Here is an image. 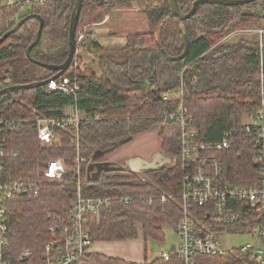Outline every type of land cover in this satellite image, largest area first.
<instances>
[{"label": "trees", "instance_id": "1", "mask_svg": "<svg viewBox=\"0 0 264 264\" xmlns=\"http://www.w3.org/2000/svg\"><path fill=\"white\" fill-rule=\"evenodd\" d=\"M114 1H83L76 38L83 33L84 39L77 42L69 70L57 79L74 80L80 87L76 100L50 91L49 84L0 96V118L13 122V129L5 133L8 154L5 176L10 180L31 181L50 161L58 159L64 160L69 168L74 166L77 154L70 144L74 131L60 130L61 141L47 145L38 137L36 120L63 117L67 108L76 103L85 117L79 128L81 155L88 160L82 165L83 196L135 197L130 205L115 204L91 218L89 230L93 242H122L139 237L145 244L149 239L163 242L162 227L169 225L176 231L182 217L178 199L180 168L165 164L137 173L124 166H108L91 179L90 165L96 161L93 158L97 153L116 142L154 128L158 130L161 150L170 159L176 157L178 136L175 126H163L164 113H172L183 101L193 118L196 141L217 143L228 138L230 148L217 154L223 164L224 183L256 185L258 130L244 120L251 121L259 109H264V83L260 81L261 74L264 77V35L223 42L240 31L264 30V0L238 6L202 4L196 15L187 20L174 14L169 0H162L142 10L147 20L146 33L131 34L125 46L111 48L96 41L89 29L111 14ZM196 1L177 0L185 14ZM75 3L76 0H47L44 6L30 10L19 20L15 19L18 11L8 13L10 21L0 37L31 14L43 18L44 29L42 40L31 51L30 58L26 51L37 37L40 28L37 19L27 21L0 45V90L41 83L57 75L35 61L56 67L66 62L71 49L69 29ZM148 39L151 45H146ZM186 51L184 58L177 60ZM86 52L98 59L94 67L84 62ZM182 82L186 87L184 98L165 100L167 91L178 89ZM11 152L16 156H10ZM160 195H172L174 199L163 204L159 198L149 204V197ZM76 196V185L67 177L61 183L46 184L37 195L28 193L11 200L10 229L14 234L7 250L9 264H45L44 246L52 240L50 229L54 224L49 214H65ZM254 223L252 217L243 218L229 229L234 233L250 228L246 232L258 237L256 244L264 245V226L259 225L257 232L253 230ZM24 249L32 252L28 259L22 257ZM249 257L252 258L228 252L198 255L194 261L242 264L247 260L258 264ZM76 264H185V261L175 253L169 260L157 256L151 261L146 257L143 262H134L95 252Z\"/></svg>", "mask_w": 264, "mask_h": 264}, {"label": "built area", "instance_id": "2", "mask_svg": "<svg viewBox=\"0 0 264 264\" xmlns=\"http://www.w3.org/2000/svg\"><path fill=\"white\" fill-rule=\"evenodd\" d=\"M46 1L0 0V26L10 21L8 17L10 11L19 12L24 8H29L30 11L44 6ZM255 31L260 37L264 35V30ZM243 32L252 33L249 30ZM83 39L84 34H81L77 41L82 42ZM260 81L264 83L262 74ZM49 89L75 100L80 92V87L70 78L50 82ZM185 93L186 87L182 82L178 89L167 91L164 99L182 100ZM262 96L264 97V93ZM164 120V127L175 126L179 141V154L172 159V165L182 171L178 196L182 217L176 229L179 237L178 247L171 254L162 252L158 257L169 260L175 253L185 261V264H195L194 259L198 255L216 256L232 252L237 255H251L258 264H264L262 245L249 243L237 250H228L224 248L221 239V235L231 234L229 228L243 218H253L254 231H259V225L264 226V109H259L248 124L258 130V151L254 159L257 165V184L254 186L224 183L223 164L217 154L228 150L230 142L226 137L217 143L196 141L193 118L183 101L172 113L165 112ZM83 122L85 117L76 103L67 108L63 117H40L36 120L38 137L47 145L61 141L59 131L71 128L74 134L70 138V144L77 155L72 168H69L64 160H53L37 178L25 181L10 180L5 176L8 156L5 133L13 129V122L0 118V264H9L7 250L10 237L14 234L10 229L13 214L9 210V204L16 196L28 193L37 195L46 184L61 183L67 177L76 185L77 196L67 212L63 215L49 214L54 224L50 229L52 240L44 246L45 264H76L92 254L93 240L89 230L91 218L115 204L130 205L134 201L135 197L123 195L94 198L83 196L82 165L88 163L87 158L81 155L79 128ZM10 156H16L15 152H11ZM159 198L163 204L169 199H174L172 195L151 196L149 204ZM246 231H250V228ZM31 255L30 250H23L24 259ZM252 258L249 257V260L254 261ZM242 264L250 262L245 260Z\"/></svg>", "mask_w": 264, "mask_h": 264}, {"label": "rangeland", "instance_id": "3", "mask_svg": "<svg viewBox=\"0 0 264 264\" xmlns=\"http://www.w3.org/2000/svg\"><path fill=\"white\" fill-rule=\"evenodd\" d=\"M161 2L162 0H126V2H119L118 0H115L111 9V14L109 15L113 21H109L110 23H108L106 26L112 27L115 29V31L122 34L146 33L148 29L147 20L142 10L149 5H158ZM28 13L29 8H24L15 15V19L19 20ZM5 25L6 24L0 26V33L5 28ZM95 26L97 25L92 26L89 31L92 32ZM249 31H252V33L246 34L243 31H240V33H234L223 43H230L231 41L242 37L250 38L252 35L258 34L255 30ZM146 45H151L149 40L146 41ZM83 55L85 57L84 62H88L92 67H94L98 62V59L94 58L88 52L84 53ZM119 60L122 61L123 58L119 57ZM42 71L45 70L42 69ZM244 122L249 124L251 121L245 119ZM157 131V128H154L147 133L134 137L128 143L121 145V147L117 149H113L111 146L109 149L104 151V154L100 155V160H103L106 163H111L112 165L118 167L123 164V162H125L124 160H126L128 157H142L147 161H151L152 155L160 150L161 142L157 136ZM159 164L160 163H154L152 167H157ZM99 165L102 164L96 160L94 162L95 174L98 171ZM150 165H152V163ZM162 229L165 236L163 242H157L153 239H149L145 244L143 241L144 239L139 237L138 240L109 243L107 246H105L106 248L102 249L97 245L96 250L99 251L106 249L107 252L111 253V256L126 258H130L135 254H138L140 258H144L146 255L145 258L147 257V259L151 261L162 252L171 254L173 249H176L179 245L178 234L172 227L169 225H164ZM221 239L223 241L224 248L228 250H236L249 243L256 244V242H258L257 236H253L246 231L223 234L221 235ZM94 243L95 242H93V247ZM145 251L147 252L145 253Z\"/></svg>", "mask_w": 264, "mask_h": 264}, {"label": "water", "instance_id": "4", "mask_svg": "<svg viewBox=\"0 0 264 264\" xmlns=\"http://www.w3.org/2000/svg\"><path fill=\"white\" fill-rule=\"evenodd\" d=\"M83 1L84 0H76V3H75V8H74V12L72 14L70 29H69V42H70L71 49H70L69 57L67 58L66 62L64 64H62L61 66L56 67V66L44 65V64H41V63L35 61V63L37 65H39V66H41V67H43L49 71L56 72L57 75L53 76L52 78H50L47 81H43V82L37 83V84L16 85V86H12V87H6V88L0 90V96L8 94V93H12L14 91H18V90L33 89L35 87L46 86L51 81H55L58 78L62 77L69 70L70 65L73 62V59H74V57L76 55V51H77L76 33H77L78 22L80 19V14H81L82 7H83ZM256 1H258V0H197L193 4L191 10L185 14L180 9L177 0H169L174 14L181 20H187V19H190L191 17L195 16L197 13L198 7L202 4H212V5H220V6H238V5H247V4L256 2ZM31 19L39 20L40 21V28H39V31L37 33L36 39L28 47V49L26 51L27 57L30 58L31 57V51L41 42L42 36H43L44 20L39 15L31 14V15L21 19L15 25V27L13 29H11L10 31L5 33L2 37H0V45L3 44L5 41H7V39L10 38V36H12L16 32H18L21 29V27L27 21H29ZM186 53H187V51L181 57L177 58V60L184 58ZM131 139L132 138H128V139H124L122 141L116 142L115 144H113L112 148L117 149V148L121 147V145L128 143ZM102 154H104V151L97 153L93 159L94 160H100L101 159L100 155H102ZM161 154H163V156L165 158L164 162H156V161L150 162V161L143 159L142 157H134V158L129 157V159L126 160V167H128L129 169H131L132 171L137 172V173H144L146 171L162 168L165 164H170L171 159L168 158L163 151ZM151 163H152V165H150ZM154 163H160V164L157 167H152L154 165ZM100 164H102V165H99L97 174H94L95 176L93 175V178L97 177L102 172V170L110 168L108 166H114L111 163H100ZM115 167H112V169L113 168L116 169ZM94 168H95L94 164L90 165L89 173L92 172L94 170Z\"/></svg>", "mask_w": 264, "mask_h": 264}, {"label": "crops", "instance_id": "5", "mask_svg": "<svg viewBox=\"0 0 264 264\" xmlns=\"http://www.w3.org/2000/svg\"><path fill=\"white\" fill-rule=\"evenodd\" d=\"M108 16L106 18V20L100 24L97 25L93 28V33L95 35V40L98 41L102 46L104 47H123L126 45L127 43V37L131 34H122V33H118L117 31H115V29H113L112 27L106 26L108 23H110L109 21H113V19H111V17ZM149 40V39H148ZM161 146V145H160ZM97 162L99 163H106L103 160H98ZM89 174V177L92 178L93 175L95 174V169ZM122 242H127V241H122ZM109 243H114V242H104V243H94V247H93V252L95 253H101V254H105L108 256H111L109 252H107L106 249L103 250H96V246L98 245L99 248H106L105 246H107V244ZM102 244V245H99ZM146 256V255H145ZM145 256L144 258H140L138 254H135L134 256L130 257V258H126V257H118V258H123V259H127V260H131L134 262H143L145 260ZM112 257H117V256H112Z\"/></svg>", "mask_w": 264, "mask_h": 264}, {"label": "flooded vegetation", "instance_id": "6", "mask_svg": "<svg viewBox=\"0 0 264 264\" xmlns=\"http://www.w3.org/2000/svg\"><path fill=\"white\" fill-rule=\"evenodd\" d=\"M162 153V150L160 149L157 153H155V154H153L152 155V160L150 161V162H154V161H156V162H164L165 161V158H164V156H163V154H161ZM125 162H123V164H121L120 166H124V167H126V160H124Z\"/></svg>", "mask_w": 264, "mask_h": 264}, {"label": "bare ground", "instance_id": "7", "mask_svg": "<svg viewBox=\"0 0 264 264\" xmlns=\"http://www.w3.org/2000/svg\"><path fill=\"white\" fill-rule=\"evenodd\" d=\"M77 42H78V41H77ZM51 82H52V81H51ZM160 149H161V148H160ZM128 158H129V157H128ZM128 158H127V159H128ZM127 159H126V160H127ZM170 165L173 166V165H172V159H171V163H170ZM127 168H128V167H127ZM258 245H259V244H258ZM262 246L264 247V245H262ZM93 253H94V252H93Z\"/></svg>", "mask_w": 264, "mask_h": 264}]
</instances>
